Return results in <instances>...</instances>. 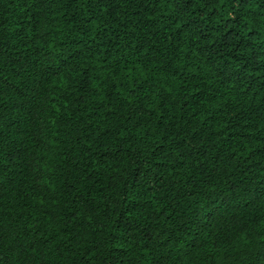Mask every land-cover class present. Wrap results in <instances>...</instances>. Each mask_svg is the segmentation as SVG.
<instances>
[{
	"label": "trees",
	"instance_id": "obj_1",
	"mask_svg": "<svg viewBox=\"0 0 264 264\" xmlns=\"http://www.w3.org/2000/svg\"><path fill=\"white\" fill-rule=\"evenodd\" d=\"M0 264H264V0H0Z\"/></svg>",
	"mask_w": 264,
	"mask_h": 264
}]
</instances>
